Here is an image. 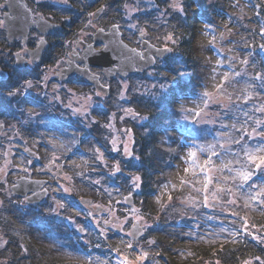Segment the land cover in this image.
I'll return each instance as SVG.
<instances>
[{"label": "trees", "instance_id": "1", "mask_svg": "<svg viewBox=\"0 0 264 264\" xmlns=\"http://www.w3.org/2000/svg\"><path fill=\"white\" fill-rule=\"evenodd\" d=\"M129 1L67 0L65 5L42 3L43 8H39V11L46 14L48 18L62 24L60 31L55 33L57 35L53 34L54 42L58 43L60 42L61 32L67 31L69 28L74 33L78 31L81 26L82 15H85L86 10L92 9L94 5L106 4L108 6L111 4L113 11L110 18L116 22L120 20L126 22L127 18L123 7ZM203 1L183 0L185 14L182 15L168 8L172 0H152L157 8L164 7V10L167 11L168 19L166 24L169 23L170 32L174 34L177 43L175 45L172 42L169 43V46L174 48V51L167 56L170 59H166V65L155 67V74L159 75V79L165 82L167 87L164 90L157 89L156 96L135 91L133 96H130L125 101L128 104V108H133L142 116L146 115L149 118L141 120L129 116L126 119L119 120L117 117L114 121V124L123 125L122 127L132 130L134 140V143L132 142V150L136 156L140 157L139 160L123 157L119 152H116V154L113 151L111 152L106 139V135L109 132L107 131L106 120H103L109 116L108 110H112V106L110 107L111 100H109L110 93L106 96V101L110 104L97 106L92 110L93 114L97 113L99 116L95 119L89 116L88 126L79 122H77V126L81 125L80 129L82 132L79 130L81 133L80 137L83 138L84 136L85 140L91 137L90 142L93 141L92 143L102 147L106 158L110 160L117 159V157L120 158L118 159L121 171L116 173V177L119 179L117 186L121 184L119 187L122 191H129L132 187L129 174H139L141 176V186L133 192V197L136 205L140 207L142 217L149 223L144 236L140 239L144 238L146 240L143 247L145 252L153 256L154 264H217V262L219 264H243L245 260H251L252 264H259L254 257L259 256L264 259V244L247 234L233 240L229 237L228 232L233 228L240 227L242 221H237L236 217L232 215L233 212H238L241 217L247 218L250 226L255 225L254 228H249L250 232L264 235V212L258 210L254 205L245 207L243 199H238V206L220 202L214 203L213 207L209 208L200 206V211H203L201 218L203 223L201 225L204 228L202 227V232H199L197 229L192 231L188 227L190 216H192L185 215L188 209H178L177 206L178 199L183 198L185 196L184 193L188 192L189 188H185L183 191L179 190L180 180L185 175L183 170L174 179L171 176L172 151L170 150L171 148L169 149L170 144L168 143L170 132L173 129L180 130L190 142L195 140L200 144H207L219 141L220 143H225L226 146H230L232 139H239L236 129H239L241 124L247 121L245 127L248 130L251 128L248 116L255 109H253V106L254 101L258 100L259 97L256 95L258 89H248V92L252 93L253 98L247 104L237 101L236 96L246 94L243 91L245 85L246 83H253L251 77L255 73L264 72V48L260 47L261 44H264V35L259 31L261 27H264V0H246L249 8L247 12L243 13L240 21L237 22L238 26L235 35L237 37L234 40L240 43L237 46L239 55L237 59L233 60V64H231V60L226 63L223 73L225 71L242 73V70H244L243 73L247 75H244L242 79L236 78V82L226 89L225 97L231 95L232 101L229 102L231 108H228V114H225L229 118V124L222 130L225 132V137L221 139L222 133L218 132L217 126L212 127L209 124L205 126L193 125L190 123L193 119L189 122V120L179 114L176 106L178 100L188 95L200 96V91L202 90L203 93V87L205 86L206 76L200 56L202 55L201 49L196 44L195 38L196 21L199 19L205 21L209 16L208 7L206 9L203 7ZM2 2L3 0H0V3ZM258 5L260 7H257ZM148 13L149 11H145L141 14L145 15ZM256 13H259V15H256ZM65 17H68V19H65ZM149 18L151 17L148 14L141 19ZM121 21L119 25L121 24L123 28L127 27ZM147 35H149L148 32ZM156 41L160 42L159 37H156ZM28 42L29 45H33L34 39H28ZM13 44L18 45L19 41L12 42L11 46ZM8 45L2 30L0 31V68L5 70L6 77L4 79L0 78V114L4 115L6 113L8 116L13 114L15 118L20 119L26 117L25 112L22 115L19 110L24 100L18 104V96L11 98L4 94L31 74L28 71L25 72L24 69H19L18 71L17 68L9 63H2V55L5 53L3 49L9 50ZM10 53L11 51L7 54L8 61L11 60ZM245 59H249L248 64L241 62ZM230 64L232 65L231 68L229 67ZM180 73L184 76L178 78ZM173 78H175L176 83H172ZM259 83V81H255L256 85H259ZM233 104L236 106L233 107ZM116 111L119 113V110ZM57 112L61 113L59 108ZM245 112L248 113V116L244 115ZM261 116L260 114L258 118L257 116L252 118L253 127H256V119H262ZM233 124H235L236 128L231 127ZM217 150L219 151V149ZM234 151H239V148L234 147ZM89 156L90 154L87 152V157ZM96 161L100 165V160ZM108 180L109 178L107 177ZM165 184H168V189L165 190L166 197L156 200L154 194ZM172 185H176L177 190H173ZM99 191L102 192L100 189ZM168 191H171L173 197L171 201H167ZM99 193H94L93 191V193L87 194L94 201H101L103 196ZM37 211L35 209H32V212L30 211L25 230L18 232L13 230V215H8L7 211H3L1 217L5 218V220H0V222L3 223L2 230L7 243L4 242V245L0 246V264H68L69 262L74 263V261L75 263H80L81 259L88 256H91L93 261L97 257L109 260L113 257V249L119 247L117 245V237L115 235L111 236L110 231H106L100 237L102 232L92 228L87 236H76L75 242L72 241L71 246L77 250V255L74 258L62 256L51 246L52 243L55 244L57 242L63 232H61V220L54 216L52 218L51 216H46L41 210ZM233 221H236V223L233 224ZM221 229H227L228 231L222 232ZM40 232L42 235L39 234ZM149 241H154V243H149ZM104 259L102 260L104 261Z\"/></svg>", "mask_w": 264, "mask_h": 264}, {"label": "rangeland", "instance_id": "2", "mask_svg": "<svg viewBox=\"0 0 264 264\" xmlns=\"http://www.w3.org/2000/svg\"><path fill=\"white\" fill-rule=\"evenodd\" d=\"M26 1L28 7L34 14L37 13L39 8H43L42 3H64L63 0ZM236 3L237 0H204L203 7L205 9L208 7L207 12L209 13V16L205 21L200 19L196 21V44H198V47L201 49L202 55L200 56L202 58V63L204 64L203 71L206 76L203 92L208 91L213 94V97L217 95L214 86L219 82L218 80L223 74L224 68L227 65L226 63L231 60V64H233V60L237 59L239 55L237 46H239L240 43L234 41L237 37L235 36L238 26L237 22L240 21L243 13L247 12L249 7L246 0H239V7L235 6ZM127 4L139 9L138 11H129L123 7L127 21H120L127 27L123 28L121 24L119 25L120 21L116 22L110 18L113 10L111 4H109L106 10L96 18H91L87 15L88 12H93L92 10L95 7L86 10L87 12L85 15H82V22L78 31L74 33L69 28L67 31H64V35L60 34V42L58 43L54 42L53 34L55 33L47 34L46 37L50 41V44L53 45L54 43V47L50 48V50L45 53L43 61H46L47 63L43 65H41L43 62H38V64L29 63L23 68L25 72L28 71L29 74H31L25 79L31 80L34 84V87L27 92L26 96H18L19 101L26 100L27 98L30 100L29 102H22L21 104V108L25 109L26 117L17 119L13 114H11V116H8L6 113L4 115L0 114V121L4 122V125L0 130V170H2L0 171V201H2V203H0V220H5V218L1 217V214H3V211H7L8 215H13L14 218L13 230L18 232L20 230H25L26 222H28L27 217L28 214H30V211L32 212V209L38 210L37 212L41 210L46 216H51V218L54 216L55 218H58V220H61V232H63L57 241L66 245H72V241L75 242L77 239L76 236H87L90 232L89 230L92 228H95V230H99L100 232L103 230V232L100 233V237L103 236L106 231H110L112 234L111 236L115 235L117 237V245L119 247L116 249H120V255L113 250V257L107 260L109 264H118V261L122 256H128L129 259L134 261L136 255L139 254V249L142 248L144 250L143 246L146 243L144 238H139L133 241L134 244H138V248L134 250L126 248L127 242L132 240V238L127 236L126 233L129 232V227L133 222L134 217L136 215H142L140 207L136 205L135 201L133 200L134 204L130 207L124 203V197L129 194V192L133 195V192L137 189L131 187L129 191H122L119 187L121 184H118L117 186L119 179L116 177V173L113 174L112 166L119 161L120 158L117 157V159L114 158L112 160L106 158L102 147L92 143L93 141L90 142L91 137L83 142L80 138V132H82L80 129L81 125L77 126V122L88 126L90 117L95 119L99 116L97 113L93 114L92 110L97 106L100 107L101 105L104 106L111 103L110 107L112 106V110H108L109 116L105 117L103 120H106V125L109 123L112 125L111 128L107 127L109 133L106 135L107 142L112 152L110 141L113 137L117 138L118 145L121 141L127 139V137L122 134V130L127 129V127L125 128L122 127L123 125L118 126L116 123L114 124L117 117L119 120H121V116H124V119L129 117L125 116L123 112V109L128 108V104L125 101L129 99L130 96H133L135 91L141 94L149 93L153 95V93L157 92V89H160V84H165V82L159 79V75L155 74V67L165 66L167 62L165 58H167L170 53L157 59L155 66L146 68L131 76L109 81L110 103H107L105 95L102 94L98 97L95 95L96 91L89 89L86 86H63L64 93L62 91L59 92L58 90L57 92L55 89H52L53 83L49 78L52 71L59 66L58 64H60V62L53 61L54 58L57 57L64 60L67 52V60L69 53L71 52V47L75 46L76 41L78 39L90 41L91 34L98 26L107 28L110 24H118L120 26L119 30L121 31V38L134 47H139L138 34H140L141 30H144L145 33L148 32L149 35L146 37L150 42L158 46H164L165 44H168L169 46L171 41H167L165 37L171 32L168 26L169 23L166 24L168 16L164 7L157 8L152 0H130ZM145 11H149L148 14L151 18L141 19L148 15L141 14ZM1 14L2 12H0V18ZM229 17H231V22ZM89 19L92 21L91 25L88 24ZM205 23H212L216 26L217 43L211 50H208L210 36L204 34ZM130 25H136V27L133 28L130 27ZM225 25L232 29L231 37H228V33L224 27ZM2 30L4 32V29H0V31ZM220 32H225L226 40L222 41L219 39ZM39 36L40 34L36 30L30 31L24 45H29L28 39H34L35 41ZM156 37H159L160 42L156 41ZM229 39L231 42H228ZM8 44L9 50L6 48L3 49L5 53L2 55L1 61L3 64L9 63L13 65L15 58L12 56V52L20 50L21 44L20 42L18 45L13 44V46H11L12 42ZM95 45L96 47H99L101 44L96 43ZM217 49L220 51H217ZM9 51H11L10 61H8L7 56ZM221 59L224 60V63L218 65L216 61ZM247 60L249 61V59ZM213 69H215V72H213ZM1 71L5 72L4 69L0 68V72ZM93 71L95 72L97 69L95 68ZM242 71L244 72V70ZM181 74L182 73L179 74L178 78L184 76ZM45 76L48 77L46 81L44 80ZM22 81L23 80H21L19 84ZM124 83L128 85V88L125 91V98L121 99L120 91L122 89V84ZM19 84L14 88L18 87ZM200 92L202 94V90ZM89 96L91 97V100L86 101L85 98ZM199 97L200 96L194 97L189 95L187 97H181L176 105L178 108L177 111L181 116H184L186 120H189V122L193 119V121L190 122L193 125L205 126L206 124H209V126L212 127L217 126L216 129L219 130L218 132L222 133V137H225V132L222 130H224L223 128H226L229 124V118L225 116V114H228L227 110L228 108H231L229 101L224 98L225 94L224 97H221L224 106L212 103L209 107H204ZM38 99H42L43 101H39ZM33 101H35V103H33ZM262 105H264V95L259 96L258 100L254 101L253 109L259 108ZM56 106L60 107V112L62 111L61 113L63 116L60 117V123L63 122L62 124L65 126L55 125L53 115L57 114L58 107ZM83 107H88L87 115L83 114ZM182 107L187 111L182 112ZM28 109H31L35 113L31 118L28 117ZM76 109H81V112L75 111ZM255 109L252 111V114H249L248 116L250 122L249 125L251 126L248 130L249 132H251V129L253 128L252 118L254 116H257L258 118L261 114V120L264 121V113L257 112ZM116 110H119V113ZM196 111L200 112L199 116L195 114ZM46 112H48L49 115H46ZM88 136L90 135L88 134ZM185 136L186 135L183 132H180V130L173 129L168 137V143L170 144L169 149L171 148L170 150L172 151L171 176L173 179L187 166L181 158L185 156L187 148L190 146L191 142ZM249 142L250 144H254L259 142V139L250 140ZM132 144V141H129V147L131 149ZM93 148H99L100 152L104 155V160L99 161L100 165L96 161L98 160L96 158L97 154L92 151ZM25 149H28L35 154L30 156L25 152ZM87 152L90 154V158L87 157ZM113 152L116 154V151ZM5 153H7V155H5ZM28 161H31V163H28ZM216 163L219 164V161H216ZM20 176L47 179V182L43 183V186L45 185L48 193L47 198L42 205H35L36 207L33 206L29 208L24 205V199L22 196H19V198L12 197L13 194L10 192L9 186ZM107 177L109 178L108 181ZM97 181H99V183H96ZM63 188H69L70 191L64 192ZM99 189L102 192H100ZM93 191L94 193L100 192L99 194L103 196L101 201H93L104 207V210L101 211V213L98 212L91 214L78 203V198L80 196H89L87 193L91 194ZM189 193L191 194V197H195L196 200L201 199L196 191L189 189L188 192L184 193L185 196H183V198L178 199L177 206L178 209H188L185 215L193 216H190L188 227H190L192 231L197 229L199 232H202L201 230L203 226L201 224L203 221L201 218L203 216V211H200V206L196 204L195 201L190 202ZM164 197H166L165 189L164 187H161L154 194V198L159 200V198ZM168 200L169 199H167V201ZM58 202L63 203L64 207H59ZM212 203L214 204L216 202L213 201ZM167 204H169V202H167ZM194 204L196 206H194ZM109 209H112V211H109ZM133 209L138 211L133 212ZM113 211L115 215H113ZM125 216L128 217L127 223H124ZM105 220L109 221V223L105 224ZM1 223L2 222H0V245H4L5 234L2 230L3 223ZM122 223V231L120 228L112 227L113 224L119 225ZM140 223H146L147 227L149 226V223L144 219L141 220ZM78 226L83 230L80 229V232H77ZM191 229L189 230L190 233ZM39 234L42 235L41 232ZM144 234L145 231L141 236H144ZM53 245L54 244L52 243L51 246L53 247ZM152 257L153 256L149 255L143 261V264H154ZM102 259L104 258H100L101 261H103ZM105 260L106 259H104V261ZM74 263L71 262L70 264ZM75 264H87L86 257L81 259L80 263Z\"/></svg>", "mask_w": 264, "mask_h": 264}, {"label": "snow or ice", "instance_id": "3", "mask_svg": "<svg viewBox=\"0 0 264 264\" xmlns=\"http://www.w3.org/2000/svg\"><path fill=\"white\" fill-rule=\"evenodd\" d=\"M64 3H67V0H63ZM236 7H239V0H237V3L235 5ZM125 9L129 11H138L139 9L130 6L129 4L124 5ZM257 7H260L259 5ZM9 9V11H4L2 18H0V29H8L11 31L12 29V21L15 19L11 15V10L14 8V5L12 3V0H3V3H0V10L2 9ZM107 8L106 4H101L99 7L95 9L93 12H88V17L94 18L97 15L103 13ZM168 8H170L172 11L185 14V4L183 0H172V3L168 5ZM163 15V13H162ZM256 15H259V13H256ZM65 19H68V17H65ZM229 20L231 22V17H229ZM39 21H44L43 27H49L48 21L43 17L42 15H38V18H34L32 20V23H38ZM92 21L91 19L88 20V24L91 25ZM113 29H119L118 24H113L111 26ZM130 27L135 28L136 25H130ZM226 32L228 33V37H231L232 35V29L228 28L227 25L224 26ZM99 32H103L104 29L100 28L98 29ZM260 33L264 35V27H261L259 29ZM140 34L143 36L145 34L144 30H141ZM204 34L210 36V39L208 41V50H211L215 47L217 43V35H216V26L212 23H205L204 24ZM165 39L167 41H171L173 45L177 43V40L174 38L173 33H169L166 35ZM219 39L220 40H226L225 32L219 33ZM228 42H231L229 39ZM46 43L45 38L43 35H40L37 40V48L40 47V45ZM108 45H103L101 49H92L91 46H89L90 51H97L102 52L104 49H106ZM152 47H155L153 45ZM261 48H264V44L260 45ZM21 51H24L25 55H28V52L25 49H21ZM174 51V48L169 47L168 44H165L163 48L157 49V52L163 55L165 52H172ZM217 51H220L217 49ZM37 58V52L36 50H32V60L29 62H33ZM143 59V56H141ZM15 59L17 62H19L22 57L20 52L15 53ZM170 59V58H165ZM157 60V57L152 56L150 57V61L154 64ZM243 64H248L249 61L247 59L241 61ZM59 63V62H58ZM216 63L223 64L224 60H217ZM255 66V65H253ZM229 67L231 68L232 65L230 64ZM19 71V69H18ZM213 72H215V69H213ZM182 75V74H181ZM244 75H247L246 73L241 72H235V71H225L221 77L219 83L215 84V90L217 95L213 97L212 93H209L208 91H204L199 99L202 101L204 107H209L212 103H216L219 106H224L221 100V97H224V94L226 92L227 87L231 86L234 82H236V78H243ZM48 79L47 76L44 77V80L46 81ZM92 79H97L96 75L93 74ZM253 83H246L243 96H236L237 101H242L244 104L249 103L253 96L251 92H248V89H258L256 92L257 96L264 95V72H257L254 76L251 77ZM255 81H259V85L255 84ZM172 83H176L175 78H173ZM34 87V84L31 80L24 79L18 87L13 88L12 90L8 91L4 95L7 97L15 98L17 96L24 97L26 96L27 92ZM110 87L109 85H102L101 91H97L95 93L96 96L102 95L103 89ZM155 87V86H154ZM167 87L166 84H160L159 88L161 90H164ZM128 85L126 83L122 84V89L120 91V97L121 99L125 98V91L127 90ZM153 96H156V93H153ZM226 98L229 102L232 101V96L227 95ZM86 101H90L91 97H86ZM19 104L20 101H17ZM35 103V101H33ZM233 107L236 105L233 104ZM21 114L23 115L25 112L24 108L19 109ZM257 112L264 113V105H262L259 108L255 109ZM75 111L81 112V109H76ZM83 114L87 115L88 113V107H83L82 109ZM181 111H187L183 107L181 108ZM125 116H131L134 119H141V120H147L148 116H142L139 112L135 111L133 108H125L123 109ZM28 117L31 118L35 115V113L31 110H27ZM197 116L200 115L199 111H196L195 113ZM245 116H248V113H244ZM121 120L124 119V116L120 117ZM247 124V121L244 122V124H241L239 129H236L239 139H232L230 141V146H226L225 143H220L217 141V143H207V144H200L197 141L193 140L191 141L190 146L187 148V151L185 153V156L181 159L184 161V163L187 165L184 169V177L180 180V191H183L185 188H189L191 190L196 191L202 199L196 200L195 197H191V194L189 193V199L190 202L195 201L196 204H198L201 207L208 208L213 207V201L220 202V203H227L232 206H238V199L244 200V206H255L258 210L261 212H264V121L260 119L255 120L256 127H253L251 129V132L248 131V128L245 127ZM4 125L3 121H0V127ZM107 127L111 128L112 125L109 123ZM232 128H236L235 124L231 125ZM147 131V130H146ZM122 134L127 137L126 140L121 141L118 145L117 138L113 137L110 141L112 145V151L120 152L123 157H131L133 159L139 160L140 157L136 156L133 150L129 147V141L133 140L132 130L131 129H123ZM259 139V142L250 144V140ZM223 139V137H221ZM234 147H238L239 151H234ZM219 149V151L217 150ZM92 151L97 154L96 158L100 161L104 160L103 153L100 152L99 148H93ZM7 155V153H5ZM202 157V159H201ZM216 161H220L219 164L216 163ZM28 163H31V161H28ZM113 174L119 173L121 171L120 162L117 161L112 166ZM2 171V170H0ZM67 179V177H66ZM129 179L131 181V185L134 189H139L141 186V176L139 174H129ZM96 183H99L97 181ZM15 188L16 185H13ZM165 190L168 189V184L163 185ZM173 190H177L176 185L171 186ZM59 190V189H57ZM42 192H47V189H41ZM64 192H69V188H63ZM33 196H36L37 193L33 192ZM132 195L131 192H129L128 196L125 197V200H128V198ZM30 197L27 195L24 196V200H29ZM168 199L171 201L173 199L171 191H168ZM2 203V201H0ZM59 203V202H58ZM111 203V201H110ZM194 206H196L194 204ZM59 207L63 208L64 204L59 203ZM109 211H112V209H109ZM138 210L133 209V212H136ZM113 215H115L113 211ZM232 215L236 217L237 221H242L239 228H233L230 232H228L229 237H231L233 240H235L238 237H241L245 234L251 235L253 239L257 240L261 244H264V235H257L255 232H250L249 228H254L255 225H249V222L246 217H241L238 212H233ZM144 218L142 216L136 215L134 217V222L132 223V228L134 231H130L126 233L127 236L132 237V240H129L126 244V248L129 250H134L138 248V244H134L133 241L137 236H139L143 231L146 230L147 224H141L139 223ZM128 222V217L125 216L124 223ZM105 224H108L109 221L105 220ZM236 221H233V224H235ZM112 227L114 228H120V230H123V223L122 224H113ZM83 230V229H81ZM103 232V230H101ZM222 232L228 231L227 229H221ZM5 243H7L5 241ZM149 243H154V241H149ZM3 246V245H0ZM53 248L57 250L62 256L66 257H75L77 255V250L71 246L66 245L62 242L57 241ZM120 255V249H113ZM149 256L148 252H145L142 248L139 249V254L136 255L135 260L129 259L128 256H122L121 259H119L118 264H143V261ZM256 261L259 262V264H264V259H261V257L256 256L254 257ZM87 264H109L107 260L101 261L99 257L96 258V261H93V258L91 256L86 257ZM70 264V262H69ZM219 264V262H217ZM243 264H252L251 260H245Z\"/></svg>", "mask_w": 264, "mask_h": 264}, {"label": "water", "instance_id": "4", "mask_svg": "<svg viewBox=\"0 0 264 264\" xmlns=\"http://www.w3.org/2000/svg\"><path fill=\"white\" fill-rule=\"evenodd\" d=\"M12 3L14 5V8L11 10V15L15 17V19L12 21V29L11 31H9L8 29H4L5 38L8 42L17 40L19 38H21L22 42H25L30 29H35L44 36V34L53 32L61 27L59 23L53 22L47 18L45 19L48 21V24L50 25L49 27H43L44 21L32 23V20L34 18H38V15L40 14L34 15L30 8L26 5L25 0H12ZM4 11H9V9L6 8ZM113 24H110L107 29H104L103 27H97L92 33V40L90 42L78 40L76 44L79 47H83L81 53L77 54L76 51H71L69 53V58L66 60V64L59 69L58 74L62 78L72 75H79L85 81L93 84L94 88L97 91H101V86L104 84L100 82L99 74L89 69V65L92 64L100 66L101 72L105 76V78H109L110 76H113L115 74L119 75L120 77H126L129 74L141 72L144 69L151 67L153 63L150 61V57L155 56L158 58H162L169 53L165 52L161 56V54L157 52V49H161L164 46L155 45V47H152L154 44H152L145 38V34L143 36L139 34L140 46L142 48L141 50L128 45L121 38V31L119 29L117 30L111 27ZM100 28H103L104 31L99 32L98 29ZM45 41L46 43L40 45L39 48H37L36 42L34 47L24 48L28 52V57L23 56L20 51L13 52L14 58L15 53L17 52H20L22 57L19 62L14 59V66L17 68H21L25 64L26 60H32V50L34 49L37 52V58L34 60V62L38 61L42 54V51L45 50L48 46V42L46 39ZM95 43H102V46L100 48H95ZM105 44L108 45V47L102 52L89 50V46H91L92 49H101ZM141 56H143V59L141 58ZM76 60L83 62V66L77 65L75 62ZM93 74L96 75L97 79H92ZM1 76L4 77V73H2ZM102 93L107 94L108 88H104ZM1 128L2 127H0V130ZM26 152L30 156L34 155L33 152H30L27 149ZM46 181L47 180L44 178H30L20 176L15 179L14 183H12L9 188L11 192L17 196L24 197L25 195H27L28 197H30L29 200L25 201L26 203L41 202L44 200L46 195V192L41 191V187ZM13 185H16V187L14 188ZM33 192L37 193V195L33 196ZM127 196L128 194L125 195V197ZM78 201L83 206L87 207L92 213H98L103 210V206L99 204H92L90 197L82 196L78 199ZM124 201L127 205L133 206L132 195L128 198V200L124 199ZM132 223L129 227V232L134 231V229L132 228ZM80 229V226H78L79 231ZM143 233L144 231L136 238L140 237Z\"/></svg>", "mask_w": 264, "mask_h": 264}, {"label": "flooded vegetation", "instance_id": "5", "mask_svg": "<svg viewBox=\"0 0 264 264\" xmlns=\"http://www.w3.org/2000/svg\"><path fill=\"white\" fill-rule=\"evenodd\" d=\"M38 12V11H37ZM30 31H32V30H30ZM48 42H49V44H48V46H47V48L45 49V50H43L42 51V54H41V58L37 61V62H29L28 60H26V64H29V63H35V64H38V62L39 63H41V62H43L41 65H43V64H46L47 62L46 61H43L44 60V58H45V53L47 52V51H49L50 50V48H52V46H51V44H50V41L48 40ZM21 44V43H20ZM34 45V44H33ZM33 45H28V47H32ZM96 46V45H95ZM22 44H21V47H20V50L22 49ZM71 49H72V51H76V53L77 54H80L81 53V51H82V47H78V45L75 43V46H72L71 47ZM23 55L24 56H26L25 54H24V52H23ZM66 58H67V52H66V55H65V57H64V60L63 59H60V58H57V57H55L54 58V60L53 61H55V62H60V64H58L59 66L56 68V69H54L53 71H52V74L50 75V78H49V80L53 83V85H52V89H55V91H62L63 93H64V90H63V86H75V85H80V86H86V87H88L89 89H92V90H94L95 91V89H94V87H93V85L91 84V83H88V82H86V81H84L80 76H78V75H73V76H69V77H65V78H62L59 74H58V72H59V69L62 67V66H64L65 64H66ZM76 62V64L77 65H79V66H83V63L81 62V61H79V60H76L75 61ZM97 69V71H95V72H97L98 74H99V80H100V82L101 83H103V84H105V85H108V82L109 81H111V80H113V79H117V78H109V79H106L105 80V78L103 77V75L100 73V71H101V69H100V67L99 66H90V69L91 70H93V69ZM55 82V83H54ZM57 91V92H58ZM64 97H65V95H64Z\"/></svg>", "mask_w": 264, "mask_h": 264}]
</instances>
